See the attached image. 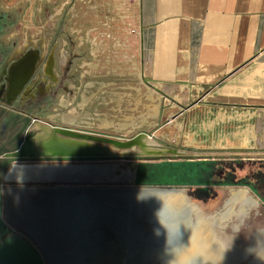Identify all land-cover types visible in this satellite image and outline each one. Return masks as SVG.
Wrapping results in <instances>:
<instances>
[{"label": "crops", "instance_id": "0c3cea01", "mask_svg": "<svg viewBox=\"0 0 264 264\" xmlns=\"http://www.w3.org/2000/svg\"><path fill=\"white\" fill-rule=\"evenodd\" d=\"M139 16L135 127L164 115L171 131L145 134L189 161L264 163V0H141Z\"/></svg>", "mask_w": 264, "mask_h": 264}, {"label": "bare ground", "instance_id": "6f19581e", "mask_svg": "<svg viewBox=\"0 0 264 264\" xmlns=\"http://www.w3.org/2000/svg\"><path fill=\"white\" fill-rule=\"evenodd\" d=\"M41 130L43 133L36 139L38 144L53 134V132L50 134L48 129ZM105 149L110 154H118L116 149L110 147ZM170 152L144 135L140 138V146L128 151L127 154L146 156ZM13 174L19 177H33L35 179L29 184L33 186L43 184V187L39 189L23 185L7 187L4 191L6 224L15 232H18V229L26 230L33 241L35 240L45 250L51 238L57 237L59 243L54 253V261L57 264H71L75 260L81 264L82 259L87 261L85 264H126L127 257L132 258L127 264H132L137 257L139 264H145L147 260L152 261L151 264L240 263L234 260V255L229 252L228 240L223 233L219 231L216 233L221 224L215 217L214 219L203 216L200 207L191 202L184 189L135 187L133 173L122 170L117 165L106 164L15 167ZM54 182H58L57 188L45 186ZM100 184L110 185L104 187L99 186ZM256 203L248 190L242 188L233 190L223 215L233 210L235 206H239L237 214L240 215ZM74 204L91 205L98 210H104L110 215L111 221L108 224L104 221L90 224L93 220L86 219L87 224L82 219L75 218L66 226L53 224V229L51 217L47 213L54 208ZM133 211L138 214L141 222L146 224V233L152 235L140 232L141 222L132 214ZM122 212L126 214L128 225L121 218ZM214 215L216 216V213ZM107 232L110 236L119 238L120 245H117L116 239L109 238L106 240L109 250L100 255L89 250L88 256L86 252L77 259L74 258V254L70 258L65 255L66 251L70 252L71 248L77 246V241L83 243L90 235H95V245V242L96 244L101 242L99 238L104 239L107 236H105ZM139 232L143 236H151L149 241L151 238L160 237L155 238L158 242L151 239L152 245L149 249L139 251L135 243L139 241ZM159 241H163V245L159 244ZM155 243L161 246L160 252L151 253L149 250L154 248ZM143 246L146 248L147 245ZM259 256L260 254L256 255ZM255 262H258V259Z\"/></svg>", "mask_w": 264, "mask_h": 264}, {"label": "flooded vegetation", "instance_id": "af4514ba", "mask_svg": "<svg viewBox=\"0 0 264 264\" xmlns=\"http://www.w3.org/2000/svg\"><path fill=\"white\" fill-rule=\"evenodd\" d=\"M29 7L30 5L27 4L26 14ZM34 9L38 18L36 16H32L31 19L25 18V21L27 20L25 44L21 49H16V44L12 40L5 39V31H8L6 25L11 23V17L0 16V22L3 23L0 29V194L2 195L7 186H29L30 181L35 179L19 177L14 175L13 171L8 174L15 164H84L71 161L48 162L50 158L38 156L40 150L37 149L36 139L43 133L42 128L48 129L50 134L56 129H66L105 137L95 134L92 127L94 103L86 105L83 109L85 112L81 109L83 100L88 97L91 90L89 86H98L105 82V77L94 76L88 72L90 68L86 63L92 60L89 47H80L70 33L74 18L67 15L68 11L64 15L56 14L53 4L47 1L36 2ZM33 22L37 26L36 33L31 32L34 30L31 26ZM100 104H96L98 109ZM24 159H32V161L18 162ZM36 160L43 161L39 163L35 162ZM233 190L237 189L231 191ZM231 191L216 211L206 213L201 209V213L205 217H215L214 219L221 224V227L216 229V233L219 231L227 238L229 252L234 255V260L240 262L239 264H264V226L253 225L255 218L263 216L261 206L250 193L257 202L254 206L251 205L240 215L237 214L239 206H235L233 210L223 215L225 205L231 199ZM244 229L248 230V233L247 237L242 239L240 234ZM259 254L260 256L256 257ZM257 259L258 262H255Z\"/></svg>", "mask_w": 264, "mask_h": 264}, {"label": "rangeland", "instance_id": "374dc122", "mask_svg": "<svg viewBox=\"0 0 264 264\" xmlns=\"http://www.w3.org/2000/svg\"><path fill=\"white\" fill-rule=\"evenodd\" d=\"M40 0H0V16L3 17H11V23H8L6 26L8 31L6 32V37L8 40H12L16 44V49H21L25 44V34L27 20L31 19V17H35V9L34 5L36 2ZM29 2V3H27ZM30 5L26 14V6ZM26 14V16H25ZM36 18H38L36 16ZM3 23L0 22V29ZM31 26L34 28L31 32L36 33L37 26H35L34 22L31 23ZM9 33L11 35H9ZM5 39L3 40L5 43ZM117 64V63H115ZM103 65V64H101ZM115 67V71L111 70L108 75L105 76V82L100 83L98 86L95 85V90H90L89 98L92 99L94 103L95 111L93 128L94 133L98 135H102L105 137H109L112 139H132L136 137L138 134L145 133H164L167 131L166 129V121L165 116L162 115L158 121L157 127H149L148 125H141L137 123L140 127L134 128L135 124L131 121L136 117L134 122L140 121L138 116V112L140 110L135 111L137 105L135 106V99L137 100V94H135L133 89L137 86L133 83L134 78H130L128 76H122L121 73L116 72L117 65L111 66ZM101 69H99L100 72ZM93 74H95L94 70H91ZM95 76V75H94ZM119 82V83H118ZM125 82V83H123ZM92 91V94H91ZM95 92V93H94ZM124 94L130 96L131 99H126V104H123L125 99L123 98ZM87 99V98H86ZM89 100V99H88ZM85 99L83 100V102ZM131 102V105L128 103ZM97 103L100 104V109L96 107ZM127 105V106H126ZM149 104H146L147 107ZM135 115V116H134ZM138 118V119H137ZM144 122V119L142 120ZM133 123V124H132ZM135 130L133 134H130L129 131ZM159 142V141H158ZM163 143L162 146L167 149H176L178 152L182 153L181 147L177 145H173L172 143ZM158 145V144H157ZM128 159H120L117 161L111 162H100L95 163L98 165H118L122 170H128L133 174H136L137 171L146 172L150 175L151 171L148 167L152 165H160L165 162H178L181 160H188L190 154L185 153L182 154L179 158H174L171 156L166 157L165 159H135L134 154L132 153L128 155ZM191 158V157H190ZM195 158V157H193ZM94 164V163H93ZM145 167H147L145 169ZM149 172V173H148ZM215 174L211 178L209 186H201V187H167V188H180L186 191L187 196L190 198L191 202L198 205L200 209H202L206 213H212L216 211L223 203L224 199L227 197L228 193L232 189H246L248 190L252 196L259 202L261 206V214L263 216L257 217L253 220V225L264 226V163H241V162H224L219 165ZM213 172V173H214ZM147 181V180H145ZM162 182L168 183L170 180H166L163 178ZM207 181V180H205ZM204 182V181H202ZM99 186H109V185H99ZM118 186V185H115ZM120 186V185H119ZM126 186V185H122ZM133 186L136 187L135 183ZM8 187V186H7ZM150 188V187H149ZM153 188V187H152ZM166 188V187H163ZM253 188V193L251 189ZM248 230L244 229L240 234L242 239L247 237Z\"/></svg>", "mask_w": 264, "mask_h": 264}, {"label": "water", "instance_id": "95a60500", "mask_svg": "<svg viewBox=\"0 0 264 264\" xmlns=\"http://www.w3.org/2000/svg\"><path fill=\"white\" fill-rule=\"evenodd\" d=\"M58 135V137H57ZM144 135H139L129 141H119L108 137H100V136H93L88 134H82L79 132L66 130V129H56L53 131V135H51L47 140H44L43 142L38 144L37 149L40 150V154L38 156H43L48 159V162H79V163H90L89 165L97 166L100 162H111V161H117L120 159H128L127 154L128 151L132 150L135 147L140 146V138H142ZM61 137V138H60ZM105 147H110L113 149H116L118 154H110ZM165 149V148H164ZM167 149V148H166ZM170 153H161V154H155V155H146V156H134L135 159H165L168 156L179 158L182 156V153L169 149ZM32 161L30 160H18L19 163H26ZM43 160H36L35 162H42ZM94 163V164H93ZM84 164H53V165H47V164H15L12 166V169L8 172L11 173L15 166H27V167H68V166H81ZM100 166V165H98ZM118 166V165H117ZM118 168H120L118 166ZM119 171V169L117 170ZM128 171V170H126ZM130 172V171H129ZM117 173V172H116ZM7 174V175H8ZM136 174H134V181L135 183ZM8 182V179H6ZM43 184H35L33 186L32 184L29 185L31 187H36V189H39ZM47 187L52 186L53 188H57L59 185L58 182L54 183H47L45 184ZM72 185V184H71ZM100 185H110V184H100ZM28 186V185H27ZM76 186V185H74ZM144 188V187H141ZM148 188V187H146ZM85 206V207H84ZM71 205L68 207H61V208H54L47 214L51 217V225L57 224L66 226L71 219L80 218L83 222H86V219L93 220L90 222V224H95L98 221H104L106 224H108L110 220V215L107 214L104 210H98L94 206L91 205ZM5 213V194H0V264H57L54 261V253L57 250V246L59 243V239L57 237H52L51 242L49 246H46V250L42 249L40 247L39 243H36L35 240L30 237L29 233L24 229H18V232H15L13 229H11L7 224L6 220L4 218ZM132 214L138 218V221L141 222L140 218L138 217V214H136L135 211L132 212ZM116 217V216H115ZM39 218H43V216H39ZM121 218L125 220L126 224L128 225V219L126 218L125 213H121ZM88 224V223H87ZM102 225V224H100ZM140 232L143 234H149L146 233V224L141 222V225L139 226ZM54 229V226L52 227ZM107 230V229H105ZM136 230V229H135ZM55 231V230H54ZM138 233V239L139 241H135L136 246L138 247L139 251H144L149 249V247L152 245L151 239L154 240V242H158L156 239L158 237H155L154 239L151 238L150 241L148 240L151 236H143L141 233ZM160 233V232H159ZM163 233V232H162ZM161 233V234H162ZM107 235V236H106ZM152 235V234H149ZM106 236V237H105ZM105 238L101 240L100 243L95 242L94 245V239L95 235H90L89 238L85 239L83 243L81 241H77V246L75 248H71L72 251L69 252L66 251L65 255L72 257L74 254V258L77 259L80 256H84L86 253L87 256L90 252H94L97 255H100L101 253H105L108 249L106 240L111 238L112 240L116 239L117 245H120V239L114 237L113 235L110 236V233H105ZM97 239V238H96ZM149 242V243H147ZM91 246H88V245ZM146 244V248L143 246ZM159 244L163 245V241H159ZM153 249H150L149 251L151 253L155 251L160 252V247L157 243H155ZM57 247V248H56ZM90 252H89V251ZM47 251V253H46ZM164 252V251H163ZM138 258V257H137ZM137 258L134 260L132 264H139V260ZM127 262L131 261L132 258L127 257ZM81 264L87 263L86 260H81ZM126 262V264H127ZM152 261H146L145 264H151ZM71 264H78V262L75 260Z\"/></svg>", "mask_w": 264, "mask_h": 264}, {"label": "built area", "instance_id": "2783aa9c", "mask_svg": "<svg viewBox=\"0 0 264 264\" xmlns=\"http://www.w3.org/2000/svg\"><path fill=\"white\" fill-rule=\"evenodd\" d=\"M40 1L52 3L56 14L64 15L68 11L67 15L74 18L70 33L80 47H89L92 60L86 65L90 68L88 72L95 71V74H90L105 77L111 70L115 71V67L111 66L117 65V74L134 78L133 83L137 85L135 89L144 87L140 51L135 44L140 33L141 0ZM99 69L101 71L97 72ZM134 132L135 130L129 131L130 134ZM139 135L146 134L137 136ZM147 137L153 140L152 137Z\"/></svg>", "mask_w": 264, "mask_h": 264}, {"label": "trees", "instance_id": "16d2710c", "mask_svg": "<svg viewBox=\"0 0 264 264\" xmlns=\"http://www.w3.org/2000/svg\"><path fill=\"white\" fill-rule=\"evenodd\" d=\"M218 165L212 161H189L183 160L174 163L165 162L160 165L148 167L151 171L147 176L146 172L137 171L135 184L138 187H201L209 186ZM147 167H145L146 169ZM214 172V173H213ZM149 173V172H148ZM165 178L168 183L162 182ZM147 180V181H145ZM207 180V181H205ZM204 181V182H202Z\"/></svg>", "mask_w": 264, "mask_h": 264}]
</instances>
